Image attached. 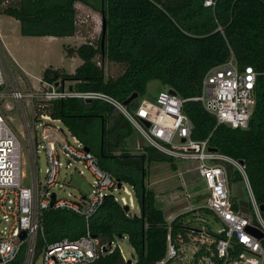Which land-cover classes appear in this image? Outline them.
<instances>
[{
    "label": "trees",
    "instance_id": "obj_1",
    "mask_svg": "<svg viewBox=\"0 0 264 264\" xmlns=\"http://www.w3.org/2000/svg\"><path fill=\"white\" fill-rule=\"evenodd\" d=\"M0 0V14L19 21L22 35L71 36L75 4L80 2L104 14L106 32L94 41L68 47L81 63L72 73L46 68L42 77L75 81L80 91H102L124 102L131 94L143 95L151 80L174 89L181 97L197 96L205 74L233 55L242 69L250 65L257 72L255 104L246 128L217 124L200 101L188 100L184 111L193 123L192 137L208 138L209 146L243 161L255 200L264 203V0ZM122 68L116 75L106 74L104 64ZM135 100V99H134ZM132 100L128 107L135 105ZM46 111L63 120L64 125L93 152L99 165L116 179L133 187L139 215H130L112 197H105L89 218L88 229L106 250L88 264H129L116 247V238L127 239L136 255L131 264H156L166 251L168 210L146 185L148 166L167 162L176 169L174 158L150 145L137 143L140 152L130 151L135 131L113 106L99 100L80 98L55 100ZM136 147V143L134 145ZM241 176L229 168V184ZM232 197V196H231ZM203 196L195 195L200 201ZM233 207L249 211V202L234 200ZM185 203L175 205L179 211ZM192 212V211H190ZM189 212V213H190ZM188 213V212H187ZM185 213L178 214L172 225ZM264 218V211H262ZM43 235H38L35 254L63 238L77 239L86 233L83 217L67 210H47L43 215ZM264 248V238L261 239ZM26 247L6 264H23Z\"/></svg>",
    "mask_w": 264,
    "mask_h": 264
},
{
    "label": "built area",
    "instance_id": "obj_2",
    "mask_svg": "<svg viewBox=\"0 0 264 264\" xmlns=\"http://www.w3.org/2000/svg\"><path fill=\"white\" fill-rule=\"evenodd\" d=\"M214 4L215 0H204L205 6ZM17 70L0 42V264L13 260L23 245L26 247L23 264H33L37 237L43 235L42 218L49 209L67 210L83 217L86 233L74 240L63 238L46 245L40 252L41 264H88L106 250L88 229L89 218L105 197H112L121 206L128 205V212L132 207L133 187L130 185L131 190H127L123 182L119 187L118 179L99 165L97 156L86 149L63 120L46 111L53 101L66 98L99 100L113 106L147 145L174 159L193 162V169L205 180L207 189L199 194L203 203L198 209L209 215L210 220L202 219V223L193 220L198 214L193 209L195 216L189 218L190 223L182 217L172 225L178 214L185 213L184 208L169 214L165 255L156 264H264L262 238L248 228L264 233V218L243 163L210 147L208 138L194 139L193 123L184 111L188 100L200 101L215 116L217 124L246 128L255 104L257 72L252 66L241 69L231 55L205 74L197 96L184 98L164 86L155 100L141 98L132 107L106 92L76 90L75 81L61 78L49 81L39 77L38 85L33 86L25 77L27 85L22 87ZM15 112L20 115L30 156L29 184H24L25 175L20 168V140L7 117ZM40 149L46 163L43 182L37 166ZM62 166L92 176L89 195L75 196L68 192L66 196H58L52 191L64 184L59 178ZM229 168L239 173L247 187L250 196L247 212L233 207ZM121 188L128 194V200L117 196ZM22 231L24 237L20 238ZM116 247L119 249L115 240L109 242L110 250Z\"/></svg>",
    "mask_w": 264,
    "mask_h": 264
},
{
    "label": "rangeland",
    "instance_id": "obj_3",
    "mask_svg": "<svg viewBox=\"0 0 264 264\" xmlns=\"http://www.w3.org/2000/svg\"><path fill=\"white\" fill-rule=\"evenodd\" d=\"M102 13L80 2L75 4L74 25L76 32L71 36H38V35H22L20 33L19 21L15 18L0 14V42L3 48L7 50L9 55L17 62L21 70H17L19 83L22 87L26 86L28 81L31 85L37 86V78L42 77L46 68L60 69L61 72L72 73L76 66L82 61L76 54L67 55L68 47H76L88 40H96L101 32ZM121 66L115 63L104 64L106 74L116 75L121 71ZM25 77L27 78L25 80ZM67 85V84H66ZM164 85L158 80H151L146 85L143 95H138L134 100L139 101L141 98L155 100L159 91ZM9 124L16 130L21 144V172L25 175L24 184H29L31 174V162L28 148L26 147V139L23 136L22 123L18 112L9 114ZM132 149L130 151L140 152L137 149V143L147 145L145 140L137 132H133L130 136ZM136 143V147L134 146ZM39 167L38 176L43 182L45 174V157L43 149L37 153ZM176 169H172L167 162H153L148 166V175L146 177V185L154 189L156 199L168 213H177L175 205L185 203L183 221L190 223L192 218L191 210L195 209L197 222L202 223V219L210 220V216L202 213L198 208L202 205L203 200L195 201V195H202L206 191L205 180L196 173L194 163L189 160L174 159ZM59 178L63 186L61 188H52L58 196H66L68 192L75 196L89 195L91 191L92 176L85 172L84 175L79 174L77 170L65 168L62 166L59 171ZM127 190H131L128 183H124ZM230 192L232 199L243 200L249 202L250 196L246 185L242 180L230 183ZM120 198L124 196L129 199L128 194L121 188L117 193ZM131 204L129 214L139 215L138 202L131 195ZM188 212V213H187ZM190 212V213H189ZM253 217L252 213H249ZM168 217V216H167ZM116 244L125 260L135 261L136 255L127 238H116ZM33 264H41V255L36 253L33 257Z\"/></svg>",
    "mask_w": 264,
    "mask_h": 264
},
{
    "label": "water",
    "instance_id": "obj_4",
    "mask_svg": "<svg viewBox=\"0 0 264 264\" xmlns=\"http://www.w3.org/2000/svg\"><path fill=\"white\" fill-rule=\"evenodd\" d=\"M105 32H106V19H105V16L104 14L102 13V19H101V45L103 46V43H104V36H105ZM71 88V87H70ZM138 97V93L137 92H134L133 94H131L125 101H124V104L128 105L132 100L136 99ZM91 99H87L86 102H90ZM145 124L148 126L149 123L148 122H145ZM86 149L89 150V148L86 146ZM243 163V161H241ZM121 185V181L118 180V186L120 187ZM54 193L52 194V199H51V204L53 203L54 201ZM123 208L125 209V211H128V205H123ZM260 210L261 211H264V203L263 204H260ZM252 232H254L256 234V236L258 238H264V233L261 232L260 230H257L255 228H252V227H248ZM24 237V232L22 231L21 232V235H20V238H23ZM127 262L129 264L132 263V261L129 259L127 260Z\"/></svg>",
    "mask_w": 264,
    "mask_h": 264
},
{
    "label": "crops",
    "instance_id": "obj_5",
    "mask_svg": "<svg viewBox=\"0 0 264 264\" xmlns=\"http://www.w3.org/2000/svg\"><path fill=\"white\" fill-rule=\"evenodd\" d=\"M4 49H5V48H4ZM5 50H6V49H5ZM6 52H7V50H6ZM7 53H8V52H7ZM8 55H9V53H8ZM9 56H10V55H9ZM10 57H11V56H10ZM11 59L14 61V63H15L16 66L18 67V69L21 70L20 67L17 65V62H16L12 57H11Z\"/></svg>",
    "mask_w": 264,
    "mask_h": 264
}]
</instances>
